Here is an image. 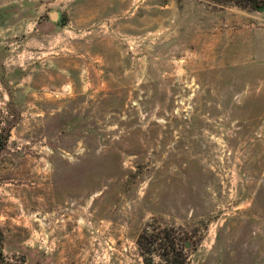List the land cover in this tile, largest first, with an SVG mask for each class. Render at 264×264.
Wrapping results in <instances>:
<instances>
[{
  "label": "rangeland",
  "instance_id": "374dc122",
  "mask_svg": "<svg viewBox=\"0 0 264 264\" xmlns=\"http://www.w3.org/2000/svg\"><path fill=\"white\" fill-rule=\"evenodd\" d=\"M259 1L0 0V264H264Z\"/></svg>",
  "mask_w": 264,
  "mask_h": 264
},
{
  "label": "trees",
  "instance_id": "16d2710c",
  "mask_svg": "<svg viewBox=\"0 0 264 264\" xmlns=\"http://www.w3.org/2000/svg\"><path fill=\"white\" fill-rule=\"evenodd\" d=\"M234 2H236L239 5H245V4H249L253 7L258 6L259 4V0H234ZM3 138L4 136H2V134H0V151L3 149L4 146V142H3ZM161 237H154L152 238V234H148L147 231L142 232L137 240L138 245H142V246H146L149 247L154 243L155 240H160ZM160 242V241H159ZM161 244V243H160ZM178 243L173 241H170V243H166V245L163 247L165 252L163 253H159V257L161 259L164 258V260H169L170 264H184V258L183 255L181 254L180 250L178 249L177 245ZM147 249L148 252H152L150 249ZM151 254V253H150ZM152 262V258L150 259H146L145 264H151ZM158 264V263H155Z\"/></svg>",
  "mask_w": 264,
  "mask_h": 264
},
{
  "label": "water",
  "instance_id": "95a60500",
  "mask_svg": "<svg viewBox=\"0 0 264 264\" xmlns=\"http://www.w3.org/2000/svg\"><path fill=\"white\" fill-rule=\"evenodd\" d=\"M263 10H264V7H263ZM50 15L52 18H54L58 16V13L54 11V12H51Z\"/></svg>",
  "mask_w": 264,
  "mask_h": 264
}]
</instances>
